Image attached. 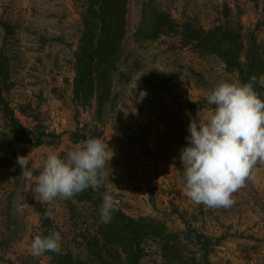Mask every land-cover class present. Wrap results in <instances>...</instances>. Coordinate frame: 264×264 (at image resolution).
Instances as JSON below:
<instances>
[{
	"label": "rangeland",
	"instance_id": "374dc122",
	"mask_svg": "<svg viewBox=\"0 0 264 264\" xmlns=\"http://www.w3.org/2000/svg\"><path fill=\"white\" fill-rule=\"evenodd\" d=\"M146 1L177 22L190 20L204 29L240 25L264 61V0H129L126 36L107 98L100 107L96 99L82 105L72 93L81 5L0 0V55L8 61L10 81L5 99L28 141H19L22 134L0 113V264H53L31 249L43 234L34 210L39 203L51 210L52 226L61 233L60 255L88 260L82 243V234L94 231L88 207L70 205V199L35 200L33 188L49 150L65 156L90 138L102 139L113 152L100 172L97 188L103 196L111 194L115 209L128 217L159 222L176 238L178 253L162 250L154 237L145 239L138 264H264V162L253 166L229 207L196 204L184 191L180 152L190 119L205 121L214 109L208 94L223 81H238L237 75L177 37L135 44L131 35ZM260 85L264 94V79ZM30 153L36 174L27 179L17 157ZM200 234L211 243L206 263L197 247Z\"/></svg>",
	"mask_w": 264,
	"mask_h": 264
},
{
	"label": "trees",
	"instance_id": "16d2710c",
	"mask_svg": "<svg viewBox=\"0 0 264 264\" xmlns=\"http://www.w3.org/2000/svg\"><path fill=\"white\" fill-rule=\"evenodd\" d=\"M76 1L81 5L82 12L80 39L74 54L73 100L87 105L96 99L100 107L107 98L106 89L117 71L116 64L126 36L129 0ZM164 36L177 37L183 45L201 55L217 57L226 71L235 73L240 82H249L255 76L257 79L254 88L264 99L260 85V79L264 75V61L254 38H246L247 42L245 41L240 25L235 28L223 23L204 29L190 20L177 22L168 13L155 7L151 1L142 3L138 24L131 35L132 41L142 45ZM9 88V64L0 55V113L11 128H16L22 134L18 140L28 142L25 141L26 130L5 99ZM41 142V139L37 140V144ZM102 193L97 187H89L68 202L73 206H87L90 210L94 231L88 235L82 234L88 260L75 259L70 253L60 255L59 252H46L44 255L49 257L51 263L94 264L103 263L109 258L112 264H138L143 257L141 246L149 237L156 238L161 243L162 250L178 253L175 236L167 233L159 222L148 218L133 219L118 209L113 212L109 223L101 222L99 209L103 202ZM34 210L43 229L42 236L55 231L51 216L46 215L48 211L40 203L35 205ZM172 239L174 241L171 243ZM196 241L201 254L200 261L206 263L211 247L210 240L200 234L196 236Z\"/></svg>",
	"mask_w": 264,
	"mask_h": 264
},
{
	"label": "clouds",
	"instance_id": "9594fccd",
	"mask_svg": "<svg viewBox=\"0 0 264 264\" xmlns=\"http://www.w3.org/2000/svg\"><path fill=\"white\" fill-rule=\"evenodd\" d=\"M256 79L219 83L207 96L214 109L206 120L190 119L180 161L185 194L196 204L231 206L232 194L251 178L257 161L264 162V99L254 88ZM112 157L108 143L100 138L85 140L65 156L49 150L36 177L34 199L52 204L56 198L67 200L89 187L96 188L101 170ZM17 163L21 176L31 179L35 171L31 153L18 156ZM114 211V198L105 193L99 209L101 222L109 223ZM46 215L50 217L51 210ZM61 243L58 231L37 235L31 243L32 253H58Z\"/></svg>",
	"mask_w": 264,
	"mask_h": 264
}]
</instances>
